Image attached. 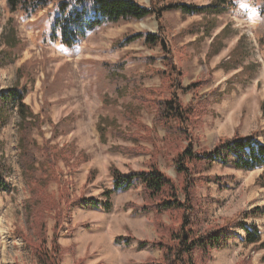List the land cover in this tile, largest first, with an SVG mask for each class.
<instances>
[{
    "label": "rangeland",
    "instance_id": "1",
    "mask_svg": "<svg viewBox=\"0 0 264 264\" xmlns=\"http://www.w3.org/2000/svg\"><path fill=\"white\" fill-rule=\"evenodd\" d=\"M149 5L150 0H137ZM172 1V0H167ZM197 5H207L212 0H185ZM55 4L35 14L17 11L10 13L6 0H0V90L16 84L27 89L25 102L34 114L40 115V127L34 128L32 137L39 145L48 144L57 154L56 170L65 180V190L71 199L78 200L72 209V223H61L58 242L68 251L62 264H148L161 260L162 253L151 243L140 247L141 241L159 238L151 213L136 208L143 204L141 187L115 193L111 197L112 209L94 208L83 202L89 198L105 201L103 193L113 187L109 173L111 165L122 172L147 169L152 153H156L159 167L177 180L170 153L162 142L164 131H144L130 124L124 116V99L117 104H104L108 96L116 97L107 80L104 63L126 62L127 73L145 71L147 57L160 56L159 47L149 48L142 41L125 47L113 43L123 36L138 32H158L154 16L142 20H127L98 28L88 34L75 47L68 48L53 40L52 22ZM216 25L211 36H203V15L183 16L180 11H167L164 21L171 29L170 44L175 57L185 72L183 84L188 85L212 70L213 81L201 92L212 91L211 104L195 132L199 140L196 148H213L220 137H231L236 128L243 135L259 132L264 141V117L260 105L264 101V1L230 0L228 9L215 17ZM196 24L198 32L190 33ZM199 25V27H198ZM224 27L217 47L210 59L206 58L210 43ZM18 40L16 48L7 46L8 33ZM241 62L229 70L218 65L233 56ZM161 58L155 66L161 67ZM218 66V67H217ZM237 74V78L233 77ZM234 79V80H232ZM161 84L159 76L144 80L145 87ZM184 104L192 93L179 94ZM100 117L115 119L120 130L146 136L139 143L107 133V141L100 140L97 122ZM143 126L152 127L153 115L142 111L138 117ZM19 118L14 112L0 132V161L7 168L6 180L13 186L11 192L0 191V264H38L26 238L35 233L30 229L24 202L30 198L19 165ZM156 144V145H155ZM143 146L148 152L129 155L114 151L117 146ZM94 171V179L88 181ZM261 169L237 170L232 166L215 164L204 176H233V181L220 184L204 181L197 190L211 224H222L239 212H249L254 207L264 208V188L258 183ZM47 192L62 204L46 215V234L50 242L58 213L65 200L59 185L50 182ZM82 201V203H80ZM129 205V206H128ZM135 208V209H134ZM145 217L153 232L133 226L126 217ZM169 222V220H168ZM247 223L259 227L264 240V218L252 217ZM73 226L74 230L69 231ZM118 236L130 237L129 242H115ZM245 233L235 226L230 231L226 247L212 249L208 264H264V249H255L244 242ZM50 245V243H48Z\"/></svg>",
    "mask_w": 264,
    "mask_h": 264
},
{
    "label": "trees",
    "instance_id": "2",
    "mask_svg": "<svg viewBox=\"0 0 264 264\" xmlns=\"http://www.w3.org/2000/svg\"><path fill=\"white\" fill-rule=\"evenodd\" d=\"M264 1V0H263ZM55 4L56 12L52 22L51 37L59 40L68 48L75 47L92 31L110 24H117L127 20H142L154 16L158 23V32H138L127 34L117 39L114 47H125L131 43L142 41L147 47H159L160 56L147 57L145 71H131L127 73L126 62L104 63L107 80L112 87L115 99L108 96L104 104H117L124 99V116L130 124L136 125L144 131H158L162 129V142L172 153L171 161L175 167L177 180L167 175L158 165L156 153H152L147 169L122 172L116 166L109 167L113 178V187L103 193L105 201L89 198L83 202L96 209L103 208L111 211V197L117 192L129 191L136 186L141 187L143 204L142 213H151L152 220L159 236L157 240L141 241L140 247L151 243L162 253L161 260H151L148 264H208L211 260L212 249L227 246L230 231L235 226L244 231L246 245H253L255 249H264L260 229L255 224L247 223L249 218H264V208L254 207L249 212H239L231 218H226L222 224H211L207 221V211L203 205V198L197 195V190L204 181L226 183L233 181V176H204L215 164L232 166L237 170L252 171L261 169L258 183L264 188V141L259 138V132L243 135L236 128L231 137H220L213 148H196L199 140L195 132L202 124L203 116L208 112L211 104L212 91L201 92L213 81L212 70L188 85L183 84L185 72L180 67L171 41V29L164 21L167 11H180L183 16L203 15V36H211L216 25L215 17L223 14L230 4V0H212L207 5H197L185 0H150L149 5H143L137 0H6V7L10 13L21 11L28 16ZM194 24L190 33L198 32L201 28ZM224 27L215 35L210 43L206 58L210 59L217 52V43ZM7 46L16 48L18 40L8 33ZM233 56L222 61L218 66L227 70L237 68L241 62ZM161 58V67L155 66ZM240 61V62H239ZM217 66V67H218ZM159 76L161 84L157 87H145L144 80ZM233 77L237 78V74ZM232 79V80H234ZM192 93L189 103L184 104L179 94ZM27 89L18 84L0 90V132L8 124L12 114L16 112L19 121V165L25 184L29 187L30 198L24 202L27 222L35 236L26 238L38 264H62L67 250L58 242L59 230L63 220L72 223V209L78 200L71 199L65 189V180L56 170L57 154L51 146L39 145L32 137L34 128L40 127V115L34 114L25 102ZM264 117V101L260 105ZM142 111L153 115L152 127L143 126L138 117ZM114 137H124L139 143L146 136L136 133H125L120 130L115 119L100 117L97 131L100 140L107 141V133ZM159 132V131H158ZM264 135V132H263ZM0 139V146H1ZM156 145V144H155ZM114 151H121L129 155L148 152L143 146H117ZM7 168L0 161V191L11 192L13 186L6 180ZM95 172L89 174L88 181L94 179ZM50 182L59 185L61 196L65 200L63 208L58 213L54 226L53 237L48 242L46 234V215L53 209H59L62 204L51 193L47 192ZM82 203V201H80ZM129 206V205H128ZM135 209V208H134ZM169 220V222H168ZM71 226L69 231L72 232ZM130 237L118 236L115 242H129ZM50 243V245H48ZM80 259L77 264H82ZM239 264V263H238ZM240 264H249L242 262Z\"/></svg>",
    "mask_w": 264,
    "mask_h": 264
},
{
    "label": "crops",
    "instance_id": "3",
    "mask_svg": "<svg viewBox=\"0 0 264 264\" xmlns=\"http://www.w3.org/2000/svg\"><path fill=\"white\" fill-rule=\"evenodd\" d=\"M127 192V191H125ZM117 193H120V192H117ZM121 193H124V192H121ZM127 219H129L132 223L133 226H137V225H140V226H143V227H146L147 230L146 232H153L152 231V227H150L148 221L146 220L145 217H138L137 219H133V218H130L129 216L126 217ZM137 224V225H136Z\"/></svg>",
    "mask_w": 264,
    "mask_h": 264
}]
</instances>
